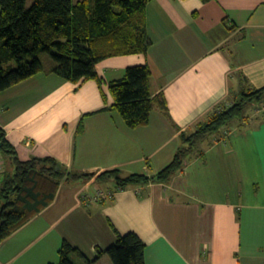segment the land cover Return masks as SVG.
<instances>
[{
  "label": "crops",
  "instance_id": "crops-1",
  "mask_svg": "<svg viewBox=\"0 0 264 264\" xmlns=\"http://www.w3.org/2000/svg\"><path fill=\"white\" fill-rule=\"evenodd\" d=\"M145 22L147 54L101 60L100 82L72 83L46 68L0 92V126L20 160L151 176L240 79L264 86V0H152ZM139 65L150 68L151 93L167 113L154 107L147 125L131 129L111 110L109 83ZM244 117L202 142L167 183L119 190L111 181H63L48 207L0 243V264H58L63 242L90 264H111L97 251L131 232L145 244V264H264V108ZM12 171L6 161L0 188ZM96 192L106 198L94 200Z\"/></svg>",
  "mask_w": 264,
  "mask_h": 264
},
{
  "label": "trees",
  "instance_id": "trees-1",
  "mask_svg": "<svg viewBox=\"0 0 264 264\" xmlns=\"http://www.w3.org/2000/svg\"><path fill=\"white\" fill-rule=\"evenodd\" d=\"M151 1L32 0L28 6V0H0V92L45 71L42 54L51 58L49 73L72 83L100 82L95 66L103 59L146 55L151 41L146 32L145 8ZM150 80V68L139 65L128 67L122 78L109 83L114 100L111 110L131 129L147 125L154 107L167 113L163 96L152 95ZM253 104L264 107V86L252 87L242 78L225 102L180 135L181 145L171 162L151 176L134 174L123 178L117 170L77 174L67 172L51 157L22 161L0 126V157L13 168L1 181L0 243L48 207L63 181H111L119 190L167 183L207 138L229 128L235 120L246 121L245 110ZM82 131L80 121L76 133ZM144 252L145 244L135 233H117L116 243L105 251L98 250L97 257L106 255L111 264H145ZM57 253L58 264H76L72 256L90 264L67 242Z\"/></svg>",
  "mask_w": 264,
  "mask_h": 264
},
{
  "label": "rangeland",
  "instance_id": "rangeland-1",
  "mask_svg": "<svg viewBox=\"0 0 264 264\" xmlns=\"http://www.w3.org/2000/svg\"><path fill=\"white\" fill-rule=\"evenodd\" d=\"M77 1H78V0H73V2H77ZM31 4H32V0H28L27 5L30 6ZM40 59H41V61H42V63H43L44 68H48L49 65L51 64V58H50V56H49L48 54H42V55L40 56ZM253 107H255L256 109H260V105H257V104H253V105H251V106H248V107L246 108V110H245V116L248 115V114L250 113V110H251ZM81 181H83V180H81ZM106 258H107L106 260H109L108 257H106Z\"/></svg>",
  "mask_w": 264,
  "mask_h": 264
},
{
  "label": "built area",
  "instance_id": "built-area-1",
  "mask_svg": "<svg viewBox=\"0 0 264 264\" xmlns=\"http://www.w3.org/2000/svg\"><path fill=\"white\" fill-rule=\"evenodd\" d=\"M264 108V107H263ZM3 160L0 158V171L2 170L3 168ZM111 197V194H108L107 197ZM106 198V195H103L102 192H96V197L94 198V200H97V199H105Z\"/></svg>",
  "mask_w": 264,
  "mask_h": 264
}]
</instances>
